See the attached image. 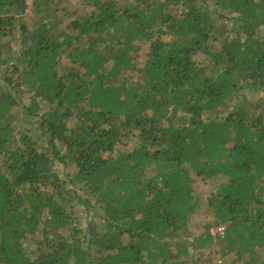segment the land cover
<instances>
[{
  "label": "trees",
  "instance_id": "obj_1",
  "mask_svg": "<svg viewBox=\"0 0 264 264\" xmlns=\"http://www.w3.org/2000/svg\"><path fill=\"white\" fill-rule=\"evenodd\" d=\"M23 1L0 0L18 45L0 83V264H215L213 240L225 264H264V0H80L65 25L63 0H33L31 27ZM22 87L39 121L16 131ZM192 174L222 179L207 199L222 237L189 239Z\"/></svg>",
  "mask_w": 264,
  "mask_h": 264
},
{
  "label": "rangeland",
  "instance_id": "obj_2",
  "mask_svg": "<svg viewBox=\"0 0 264 264\" xmlns=\"http://www.w3.org/2000/svg\"><path fill=\"white\" fill-rule=\"evenodd\" d=\"M32 8L33 0L23 1V10L20 14V17H22V22H24L29 27H31L36 21V16L34 15ZM60 9L61 16L65 17V22L63 25H65L69 21L70 16L68 15L72 11L84 13L88 10L87 8L83 7L80 0H63L60 4ZM149 46L150 43H141L142 50L137 54L136 58L138 67H142L144 62L146 61V55ZM17 52V35L10 39H0V83L2 85L5 84V76H7L8 78L17 77V74H12V69L10 67V65L12 64V59L18 54ZM19 91L23 92V94L21 95V107H17L14 110V114L16 116L14 128L16 129V131L22 129H30L32 126H34L35 123L39 121L38 116H24L25 109L30 105V94L26 93L23 87ZM255 97L256 96L251 97L250 99H254ZM133 144L134 143L132 142L125 146L122 145L119 146L118 149L122 152L125 150H130ZM53 168L61 179L67 174H71L73 172V166L71 164L64 165L58 162H53ZM192 177L194 196L199 203V207L196 213L192 215L188 221V231L190 236L189 239L204 235L206 232H209L212 237H215L216 230L217 228H219V226H216L215 217L207 207V199L216 191L217 186L222 181V179L205 180L201 177L195 176L194 174H192ZM89 218L90 216L86 214L82 209H77V215L75 216V219L78 221L80 227L84 226ZM30 249H33V245H29V250ZM218 250L219 249L217 247V242L216 240H213L208 246V249L202 252L201 254L204 257L210 255L211 258L215 260V264L229 263L231 261L232 256H228V258L225 259L223 262L220 259ZM192 254L197 257L198 252L193 251Z\"/></svg>",
  "mask_w": 264,
  "mask_h": 264
},
{
  "label": "built area",
  "instance_id": "obj_3",
  "mask_svg": "<svg viewBox=\"0 0 264 264\" xmlns=\"http://www.w3.org/2000/svg\"><path fill=\"white\" fill-rule=\"evenodd\" d=\"M223 230H224L223 227L217 228L216 235L222 237L223 236Z\"/></svg>",
  "mask_w": 264,
  "mask_h": 264
},
{
  "label": "water",
  "instance_id": "obj_4",
  "mask_svg": "<svg viewBox=\"0 0 264 264\" xmlns=\"http://www.w3.org/2000/svg\"><path fill=\"white\" fill-rule=\"evenodd\" d=\"M22 10H23V2H21V12H22Z\"/></svg>",
  "mask_w": 264,
  "mask_h": 264
}]
</instances>
